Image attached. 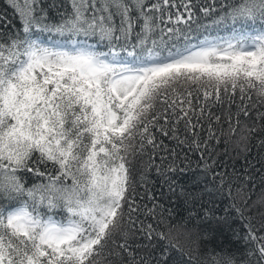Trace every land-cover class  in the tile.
I'll return each instance as SVG.
<instances>
[{
	"label": "snow or ice",
	"instance_id": "obj_1",
	"mask_svg": "<svg viewBox=\"0 0 264 264\" xmlns=\"http://www.w3.org/2000/svg\"><path fill=\"white\" fill-rule=\"evenodd\" d=\"M5 8L0 264H193L161 227L177 208L242 242L214 264H264V218L229 203L234 188L255 183L257 164L264 171V135L237 168L216 152L214 127L249 116L253 92L264 103V0Z\"/></svg>",
	"mask_w": 264,
	"mask_h": 264
},
{
	"label": "trees",
	"instance_id": "obj_2",
	"mask_svg": "<svg viewBox=\"0 0 264 264\" xmlns=\"http://www.w3.org/2000/svg\"><path fill=\"white\" fill-rule=\"evenodd\" d=\"M203 2L211 3L212 0H203ZM0 12H7L8 16L13 15L5 8V0H0ZM246 103L251 105L250 115L242 116L238 124L235 121L229 122L222 118L220 123L214 125L219 140L216 152L221 154L222 159L230 157L237 168H241L243 165L245 148L256 143L257 138L264 135V121H261L257 115V113H264V103L260 101L255 92L252 93L251 101H246ZM254 131L255 135H253ZM225 151L227 156L224 155ZM259 159L264 160V155H261ZM192 160L195 165L196 157L193 156ZM249 160L251 163L257 164L255 148L252 149ZM257 173L260 174L257 175ZM253 175L255 183L242 184L240 187L234 188L229 203L234 200L235 204L243 209L246 218L259 221L264 218V171H261L258 164ZM227 207L228 204L218 206L217 215L223 216ZM242 223L243 221L236 216L229 217V224L238 232ZM161 227L174 247L182 249L186 253V258L187 255L191 256L193 264H214L213 255L219 259L225 250L242 248V242L240 244L235 242L227 225L218 224L215 220L205 221L201 217L189 218L188 213L180 208H177L171 218L166 220ZM240 235L243 233L241 232ZM195 236L208 237L199 249L192 243Z\"/></svg>",
	"mask_w": 264,
	"mask_h": 264
}]
</instances>
